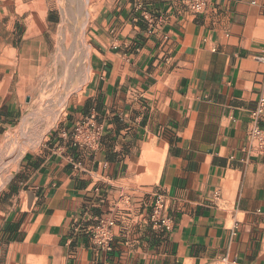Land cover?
I'll use <instances>...</instances> for the list:
<instances>
[{
    "label": "crops",
    "instance_id": "obj_1",
    "mask_svg": "<svg viewBox=\"0 0 264 264\" xmlns=\"http://www.w3.org/2000/svg\"><path fill=\"white\" fill-rule=\"evenodd\" d=\"M203 1L194 14L185 0H82L83 85L0 188V264H264V154L250 140L264 0ZM60 3L0 0V147L25 114L27 67L42 65L25 50L73 15ZM90 114L98 145L72 147ZM155 193L165 232L149 222ZM99 218L114 222L109 251L89 239Z\"/></svg>",
    "mask_w": 264,
    "mask_h": 264
},
{
    "label": "rangeland",
    "instance_id": "obj_2",
    "mask_svg": "<svg viewBox=\"0 0 264 264\" xmlns=\"http://www.w3.org/2000/svg\"><path fill=\"white\" fill-rule=\"evenodd\" d=\"M60 2L59 12H62L63 14V12H67L68 10V12L72 11L73 15H62L56 18L60 30L57 34L56 40L54 39L50 41L48 36V39H46V46L42 49L36 47L34 49L25 50L27 58L33 59L34 54H38V56L40 54L43 57V61L39 69L34 70L33 65L27 67L26 71L31 73V75L33 73V76L32 80L23 83V94L27 93L24 99L26 104V110L24 111L25 115L21 118L22 121H20L19 125L13 128L8 136H6V139L0 147V156L1 153L2 155L4 154V157L7 158L6 162L8 163L9 156H12L16 147L20 145L21 142L23 143V141L25 144H21L20 149L17 152L18 155L16 161L11 165L10 173L7 172L5 179L3 181L0 180V188L15 169L16 163L21 155L43 139L52 128L61 122L65 116L69 100L83 85L85 77L86 50L82 32L84 33L87 18L86 16L79 14L83 12L82 0H60ZM65 26H73L74 32L72 37L71 34H68V37L66 38L65 33L61 32L62 29H65ZM65 52L67 53L65 54ZM65 57L68 59L67 61ZM30 62L32 63L33 61ZM68 62H73L72 79L68 78L69 73H67L66 70V63ZM23 118H26L24 123ZM22 125L24 129L23 132H25L24 138L20 135ZM36 127L39 133L33 132V129ZM11 146L14 149H12Z\"/></svg>",
    "mask_w": 264,
    "mask_h": 264
},
{
    "label": "built area",
    "instance_id": "obj_3",
    "mask_svg": "<svg viewBox=\"0 0 264 264\" xmlns=\"http://www.w3.org/2000/svg\"><path fill=\"white\" fill-rule=\"evenodd\" d=\"M187 7L192 13L198 14L205 9L203 0H185ZM264 62V58L261 59ZM264 111V100L258 103L257 108L252 112L251 116L255 120V125L250 132V140L255 145L256 151L259 154H264V130L258 125V119ZM99 127L95 123L94 115L78 120L72 126V130L66 133L69 143L72 147H78L85 150H92L98 145ZM165 205L163 195L155 193L149 214V222L151 226L159 231H168L169 218L165 214ZM114 222L99 218L89 231V239L92 246L96 249L109 251L113 242L112 228Z\"/></svg>",
    "mask_w": 264,
    "mask_h": 264
},
{
    "label": "bare ground",
    "instance_id": "obj_4",
    "mask_svg": "<svg viewBox=\"0 0 264 264\" xmlns=\"http://www.w3.org/2000/svg\"><path fill=\"white\" fill-rule=\"evenodd\" d=\"M66 35V34H65ZM82 36H83V32H82ZM85 43V42H84ZM72 45V44H71ZM66 46V45H65ZM69 49V48H68ZM74 49V48H73ZM73 49H71V50H73ZM62 51V50H61ZM75 51V50H74ZM69 52V51H68ZM81 52V51H80ZM84 52V51H83ZM67 52H65V54H66ZM70 54H71V52H70ZM73 57V56H72ZM69 58V57H68ZM82 58V57H81ZM65 59H66V57H65ZM68 59H66V61H67ZM77 60V59H76ZM57 61V60H56ZM62 61V60H61ZM59 63H62V62H59ZM73 63V62H72ZM72 63L71 62H68V63H66V70H67V73H69V75H68V78H70V79H72V76H73V67H72ZM79 63V62H78ZM63 66V65H62ZM64 69V68H63ZM64 74V73H63ZM66 75V74H65ZM33 76V75H32ZM61 76V75H60ZM67 78V79H68ZM73 78H75V77H73ZM56 79H57V77H56ZM55 79V80H56ZM70 79H69V81H70ZM65 80V79H64ZM48 81V80H47ZM70 83V82H69ZM65 87V86H64ZM63 88V87H62ZM42 92V91H41ZM40 92V93H41ZM41 97V96H40ZM47 100V99H46ZM28 113V112H27ZM39 113V112H38ZM25 115V114H24ZM35 116V115H34ZM36 116H40V115H36ZM25 119L26 118H23V123H24V121H25ZM22 121V120H21ZM26 124V123H25ZM39 124V123H38ZM25 126V125H24ZM39 127V126H38ZM23 125H22V131H21V133H20V135H22V137L24 138V134H25V132H23ZM26 130V129H25ZM15 131V130H14ZM33 132L34 133H37L38 131H37V127L35 128V129H33ZM39 133V132H38ZM27 134V133H26ZM30 142H32V141H30ZM29 142V143H30ZM18 143V142H17ZM12 144V143H11ZM10 144V145H11ZM16 144V143H15ZM21 144H25L24 143V141H23V143L21 142L20 143V145H18L17 147H18V150H17V147H16V149H15V152H13V154H12V156H9V159H8V163L6 162V160H7V158H5L4 157V154L2 155V153H1V156H0V180H4L5 179V177L7 176V172H9L10 171V168H11V165L16 161V158H17V155H18V151H19V149H20V146H21ZM15 147V146H14ZM5 148V147H4ZM3 148V149H4ZM11 148H12V146H11ZM12 149H14V148H12ZM4 153V152H3ZM7 153V152H6ZM8 156V155H7ZM6 156V157H7ZM10 173V172H9ZM5 182V181H4ZM2 183V182H1Z\"/></svg>",
    "mask_w": 264,
    "mask_h": 264
}]
</instances>
